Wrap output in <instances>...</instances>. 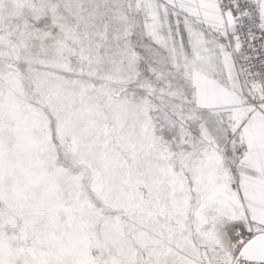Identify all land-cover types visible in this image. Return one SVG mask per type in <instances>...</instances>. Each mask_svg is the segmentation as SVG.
<instances>
[{"label":"snow or ice","instance_id":"6c2138e0","mask_svg":"<svg viewBox=\"0 0 264 264\" xmlns=\"http://www.w3.org/2000/svg\"><path fill=\"white\" fill-rule=\"evenodd\" d=\"M0 264H264V0H0Z\"/></svg>","mask_w":264,"mask_h":264}]
</instances>
